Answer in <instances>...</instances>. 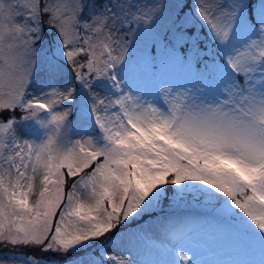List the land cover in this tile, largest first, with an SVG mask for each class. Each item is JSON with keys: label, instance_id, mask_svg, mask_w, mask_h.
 I'll use <instances>...</instances> for the list:
<instances>
[{"label": "snow or ice", "instance_id": "snow-or-ice-1", "mask_svg": "<svg viewBox=\"0 0 264 264\" xmlns=\"http://www.w3.org/2000/svg\"><path fill=\"white\" fill-rule=\"evenodd\" d=\"M0 264H264V0H0Z\"/></svg>", "mask_w": 264, "mask_h": 264}, {"label": "rangeland", "instance_id": "rangeland-1", "mask_svg": "<svg viewBox=\"0 0 264 264\" xmlns=\"http://www.w3.org/2000/svg\"><path fill=\"white\" fill-rule=\"evenodd\" d=\"M190 211H193V210H190ZM195 211V210H194ZM23 250V249H22ZM39 254V253H38Z\"/></svg>", "mask_w": 264, "mask_h": 264}]
</instances>
